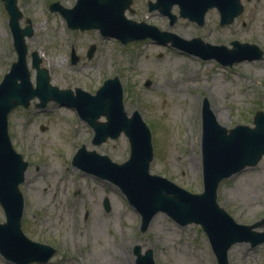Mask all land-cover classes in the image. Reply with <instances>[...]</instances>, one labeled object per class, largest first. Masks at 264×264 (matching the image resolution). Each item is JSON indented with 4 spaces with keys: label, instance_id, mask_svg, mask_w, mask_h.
Here are the masks:
<instances>
[{
    "label": "rangeland",
    "instance_id": "rangeland-1",
    "mask_svg": "<svg viewBox=\"0 0 264 264\" xmlns=\"http://www.w3.org/2000/svg\"><path fill=\"white\" fill-rule=\"evenodd\" d=\"M75 1L17 0L22 14L19 27H25L29 19L33 31L25 38L32 85V52L42 56L40 66L48 70L51 85L59 89L80 88L94 94L106 79L117 77L124 111L128 116L137 111L151 131L153 159L149 173L192 194L201 193L204 100L226 130L237 125L252 128L255 112H264V0H240L242 13L222 26L215 8L206 12L202 26L180 17L170 26L166 16L157 10L148 11L147 3L155 0H132L133 13L125 12L127 19L185 40L199 38L203 43L227 48L237 41L255 45L263 52L259 59H243L231 66H222L212 58L201 59L151 38L122 44L116 38L102 37L98 30H70L62 15L48 7L58 2L72 8ZM171 12L178 16V7L174 5ZM90 45L95 51L88 59ZM71 50L78 56L74 64ZM205 52L219 54L209 49ZM247 53L239 49L224 57L231 60ZM16 58L8 15L0 2V81ZM169 99L187 106L188 113L171 120L163 108ZM154 102L159 108L153 107ZM37 103L34 98L26 109L19 106L8 115L11 144L28 163L19 187L24 199L21 230L31 241L56 250L48 262L32 264H135L136 246L142 255L151 250L154 264H217L199 225L180 226L158 212L141 231L139 213L117 186L72 165L81 145L114 163H123L130 151L125 135L92 145L93 131L74 108L53 101L38 108ZM105 200L109 210L104 208ZM216 200L238 224L251 225L264 217V157L255 166L223 180ZM4 222L0 206V223ZM255 231L262 232L264 227ZM227 259L228 264H264V244L250 247L249 243H236L228 250ZM0 264L16 263L0 254Z\"/></svg>",
    "mask_w": 264,
    "mask_h": 264
},
{
    "label": "water",
    "instance_id": "water-1",
    "mask_svg": "<svg viewBox=\"0 0 264 264\" xmlns=\"http://www.w3.org/2000/svg\"><path fill=\"white\" fill-rule=\"evenodd\" d=\"M9 15V27L13 36L17 60L0 82V205L6 222L0 224V254L16 264L46 263L56 250L48 245L31 241L21 230L24 207L19 185L25 179L28 163L12 147L8 135V114L17 106L27 108L30 101L38 99L36 106L45 108L48 102H56L72 107L81 120L93 130L92 145L98 146L107 139H117L122 133L127 137L130 154L126 161L117 164L108 156L86 150L82 145L72 159V165L85 173L116 185L128 203L141 217L140 230L145 231L158 213H165L180 226L200 225L216 257L217 264H228L227 252L236 243H249L255 247L264 243V231L254 229L264 227V217L251 225H242L217 203L219 183L246 167L255 166L264 157V112L256 111L254 127L237 125L226 130L220 126L208 103L202 105V182L203 191L192 194L164 177L149 173L153 159L151 132L134 111L130 117L124 111L122 86L117 77L106 79L95 94L80 88L75 93L70 89H59L50 83L47 69L41 67V59L36 52L31 53V65L35 69V84L30 80L26 64L27 47L25 38L32 35L30 21L25 28L19 27L17 0H3ZM132 0H76L72 8H64L58 2L50 5V11L60 13L67 26L73 30H98L103 37H113L122 44L151 38L159 44L198 56L201 59H215L223 66H231L243 59H259L263 52L255 45L233 41V48L203 43L199 38L185 40L174 33L160 31L153 25L136 22L125 17V11L133 13ZM178 7V15L198 26L204 24L206 12L216 8L220 15V25L231 24L242 13L240 0H155L148 2V11L157 10L169 19L172 26L177 16L171 12ZM219 54H207L206 50ZM246 49L247 55L227 60L225 55ZM95 46L90 45L87 58L90 59ZM78 61L74 50L71 62ZM149 84V81H147ZM104 117V121L99 119ZM104 208L109 210L108 201ZM135 264H154L152 251L143 255L140 248L133 249Z\"/></svg>",
    "mask_w": 264,
    "mask_h": 264
},
{
    "label": "bare ground",
    "instance_id": "bare-ground-1",
    "mask_svg": "<svg viewBox=\"0 0 264 264\" xmlns=\"http://www.w3.org/2000/svg\"><path fill=\"white\" fill-rule=\"evenodd\" d=\"M39 57H42V56L39 54ZM182 91H183L182 89L178 90V92H180V93H182ZM154 92L156 93L157 91H154ZM152 105L155 109L159 108V106L156 102H154ZM163 108L165 109L166 112L169 113L171 120H175L181 116L184 117L185 116L184 114L188 113V107L181 105L180 101H178V100H172V99L170 100L169 99L167 102L165 101V105ZM216 121H217V119H216ZM217 123H219V121H217ZM188 135H190V134H188ZM173 139H175V138L173 137ZM185 139L187 142L191 141V139L188 137ZM120 244H122V243H120Z\"/></svg>",
    "mask_w": 264,
    "mask_h": 264
},
{
    "label": "flooded vegetation",
    "instance_id": "flooded-vegetation-1",
    "mask_svg": "<svg viewBox=\"0 0 264 264\" xmlns=\"http://www.w3.org/2000/svg\"><path fill=\"white\" fill-rule=\"evenodd\" d=\"M0 2H1V3H3V1H2V0H0Z\"/></svg>",
    "mask_w": 264,
    "mask_h": 264
}]
</instances>
